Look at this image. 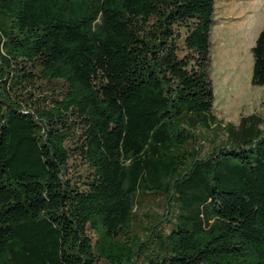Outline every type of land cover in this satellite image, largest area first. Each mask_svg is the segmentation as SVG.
<instances>
[{"label": "trees", "instance_id": "trees-1", "mask_svg": "<svg viewBox=\"0 0 264 264\" xmlns=\"http://www.w3.org/2000/svg\"><path fill=\"white\" fill-rule=\"evenodd\" d=\"M216 1L0 0V264H264V118L217 135ZM249 54L264 88V19Z\"/></svg>", "mask_w": 264, "mask_h": 264}, {"label": "rangeland", "instance_id": "rangeland-1", "mask_svg": "<svg viewBox=\"0 0 264 264\" xmlns=\"http://www.w3.org/2000/svg\"><path fill=\"white\" fill-rule=\"evenodd\" d=\"M215 5L216 15L224 18L223 11L218 10L223 4L216 1ZM231 11L227 21L217 23L210 35L212 112L222 123L218 137H222L223 125L236 127L242 116L254 114L264 118V88L249 85V49L264 19V0H242L231 4ZM212 137L211 130L203 133L205 146Z\"/></svg>", "mask_w": 264, "mask_h": 264}, {"label": "crops", "instance_id": "crops-1", "mask_svg": "<svg viewBox=\"0 0 264 264\" xmlns=\"http://www.w3.org/2000/svg\"><path fill=\"white\" fill-rule=\"evenodd\" d=\"M217 1H219V3H222L223 4V6H221V7H219V9L218 10H221V11H223V17L224 18H220V15H216V13H215V9L217 8L216 7V5L214 4V11H213V21H214V26L211 28V31H212V29H214V27L215 26H217V23H219V22H226L227 21V19L229 18V16L231 15V12L233 11H231V4H233V3H240V1H242V0H239V2H235V0H217ZM219 13V12H218ZM233 18H236V17H233ZM220 26V25H219ZM211 31H210V35H211ZM259 32V31H258ZM257 32V33H258ZM257 35V34H256ZM255 38H256V36L254 37V40H255ZM254 40H253V42H254ZM218 45L219 44H221V37L219 36L218 37ZM253 44V43H252ZM210 45H211V41H210ZM251 48V47H250Z\"/></svg>", "mask_w": 264, "mask_h": 264}]
</instances>
